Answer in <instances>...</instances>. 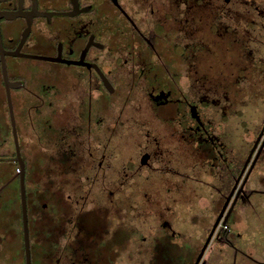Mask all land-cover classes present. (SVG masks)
<instances>
[{
	"label": "flooded vegetation",
	"instance_id": "1",
	"mask_svg": "<svg viewBox=\"0 0 264 264\" xmlns=\"http://www.w3.org/2000/svg\"><path fill=\"white\" fill-rule=\"evenodd\" d=\"M0 38L9 78L19 82L14 114L47 127L57 143L40 167L25 164L31 264H264V250L238 239L236 214L256 192L246 177L264 157V117L240 171L229 162L227 193L199 206L211 213L174 227L179 201L161 193L173 175L201 170L221 169L224 182L227 145L208 110L225 116L228 93L242 90L240 64L226 70L231 45L249 49L244 79L264 80V0H0ZM0 86L9 112L1 56ZM95 124L109 133L91 166L60 138L66 127ZM1 158L0 264H27L21 169L4 172ZM105 210L118 221L92 222ZM189 222L201 224L196 242L179 245Z\"/></svg>",
	"mask_w": 264,
	"mask_h": 264
},
{
	"label": "rangeland",
	"instance_id": "2",
	"mask_svg": "<svg viewBox=\"0 0 264 264\" xmlns=\"http://www.w3.org/2000/svg\"><path fill=\"white\" fill-rule=\"evenodd\" d=\"M243 46L244 51L237 52L235 46H230L227 49L226 57V70L231 71L233 74L236 64H240L239 72L236 74L243 75L240 80H243L241 85L242 90L237 91V93L231 91L228 93L230 98L233 100L234 104L228 107L226 110V115H221V109L208 110V115L214 118V122H220L221 132L224 136L227 148L225 150V160L226 165L224 168V182H222V172L221 169L217 174L214 172H204L197 174L196 172L183 175H173L170 183L167 186L161 188L162 197H176L179 201L176 205V210L178 211L175 221L173 222L174 227L179 221H187L189 219V214L201 213H211L213 206L199 207L200 205L208 204L214 198L221 196L223 193H227L229 190L230 183L233 182V174L235 172V167L229 168V162L235 161L238 171H240L242 163L245 161L247 154L251 148V139L255 137L260 128L261 123H263L264 117V80L263 77L259 80L253 78L244 79V76L251 74V56L249 55V49L246 50ZM260 54L264 55V46L260 45L258 47ZM237 54V57L235 56ZM241 54L239 57L238 55ZM25 61H37L36 59H26ZM230 74V75H231ZM235 77L230 78V82L233 81ZM246 80V81H245ZM252 83V86H250ZM246 84V85H245ZM254 84V86H253ZM230 85V84H228ZM232 85V84H231ZM263 86V88H262ZM252 87V89H250ZM0 99H3L4 113L2 119L0 117V151L2 153L1 160L3 161V171L9 170L10 167L13 168V173L19 170V164H15L14 160V135L11 131V123L9 119V112L5 108V93L4 89L0 86ZM237 98V101H235ZM1 103V101H0ZM2 105V104H1ZM0 105V108H2ZM16 128L19 133V146L21 148L22 157L25 161L28 171L30 172V164L32 166H39L42 160L39 156L44 153V149L51 150L53 144L57 145L56 141L52 140L51 136L47 135V127L43 125H29L25 126L21 120V112L16 111ZM61 128L57 126V129ZM116 129V128H115ZM119 130L121 128L119 127ZM58 131V130H57ZM56 131V132H57ZM61 140L63 142H72L76 146V150L83 157L85 162L91 166H96L95 162L98 159L94 157V153L101 147L104 146V140L108 136V130L102 125L98 124L89 126H76L70 130L66 127L62 130ZM220 132V131H219ZM58 140V137H57ZM29 151L27 152V150ZM32 150L35 153H32ZM39 150V151H38ZM133 153V152H132ZM44 155V154H43ZM47 154H45V158ZM229 174V177L225 173ZM95 172V171H94ZM12 173V174H13ZM247 174V173H246ZM40 178V174H33V181H37ZM246 187L249 190L255 189L250 199V207H244L242 205L237 206L236 214L242 218L239 222V231L241 232L240 239L241 244L251 245L255 248V252L259 255L262 250H264V157L260 159L248 172L246 177ZM166 184V183H165ZM222 184V185H221ZM170 185V186H169ZM39 187V186H38ZM29 188L33 189L31 185ZM37 187H34L36 189ZM259 191V192H258ZM97 197H103L104 193L101 188L94 190ZM110 193V192H109ZM110 214L115 217L112 219ZM95 215L92 218V222L102 218L104 224H109L111 222L118 221V215L109 210L93 212ZM98 216V217H97ZM209 221H207L208 223ZM116 223V222H115ZM200 223H186L185 230L181 237L176 239V243L182 245L184 243L195 244L194 239L198 235V230L201 227ZM203 230L201 231V233ZM153 233V231H152ZM150 236V235H148ZM224 245V243H220ZM234 247L237 245H233Z\"/></svg>",
	"mask_w": 264,
	"mask_h": 264
},
{
	"label": "water",
	"instance_id": "3",
	"mask_svg": "<svg viewBox=\"0 0 264 264\" xmlns=\"http://www.w3.org/2000/svg\"><path fill=\"white\" fill-rule=\"evenodd\" d=\"M7 53L8 52L5 50V48L2 44L1 38H0L1 68H2L4 86H5L6 93H7V102H8V106H9L10 119H11V123H12V127H13L14 139H15V143H16L17 160L19 162V166L21 169L20 184H21L22 209H23V220H24L26 262H27V264H31V251H30V242H29V235H28V217H27L26 188H25V163H24V160H23V158L21 156V152H20L18 134H17V129H16L14 107H13L12 95H11V90L14 88H18L19 82H14V81L10 80V78H9L7 61H6V54ZM12 54L17 55V53H12ZM32 57L42 58L41 56H32ZM263 133H264V127H263V130L261 132V135H263Z\"/></svg>",
	"mask_w": 264,
	"mask_h": 264
},
{
	"label": "crops",
	"instance_id": "4",
	"mask_svg": "<svg viewBox=\"0 0 264 264\" xmlns=\"http://www.w3.org/2000/svg\"><path fill=\"white\" fill-rule=\"evenodd\" d=\"M0 101H1L0 105L2 104V105H1L2 108H0V117H1V119H2V115H3V113H4V112H3V111H4L3 99L1 98ZM5 108H6V105H5ZM6 109H7V108H6ZM7 113H8V111H7Z\"/></svg>",
	"mask_w": 264,
	"mask_h": 264
},
{
	"label": "trees",
	"instance_id": "5",
	"mask_svg": "<svg viewBox=\"0 0 264 264\" xmlns=\"http://www.w3.org/2000/svg\"><path fill=\"white\" fill-rule=\"evenodd\" d=\"M18 165V164H17ZM19 167V166H18ZM20 169V168H19Z\"/></svg>",
	"mask_w": 264,
	"mask_h": 264
}]
</instances>
